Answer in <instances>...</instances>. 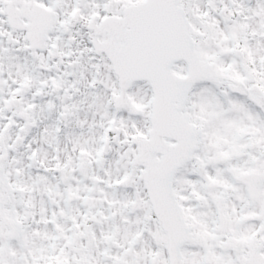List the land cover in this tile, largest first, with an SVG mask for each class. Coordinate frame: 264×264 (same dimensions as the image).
Here are the masks:
<instances>
[{
	"label": "snow or ice",
	"instance_id": "1",
	"mask_svg": "<svg viewBox=\"0 0 264 264\" xmlns=\"http://www.w3.org/2000/svg\"><path fill=\"white\" fill-rule=\"evenodd\" d=\"M0 264H264V0H0Z\"/></svg>",
	"mask_w": 264,
	"mask_h": 264
}]
</instances>
